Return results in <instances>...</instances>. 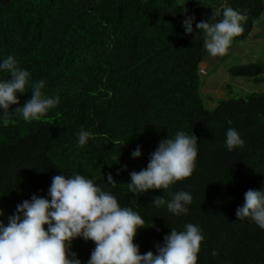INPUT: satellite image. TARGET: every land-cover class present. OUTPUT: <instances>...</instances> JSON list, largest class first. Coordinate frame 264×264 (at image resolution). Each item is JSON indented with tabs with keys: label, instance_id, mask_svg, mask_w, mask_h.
<instances>
[{
	"label": "trees",
	"instance_id": "1",
	"mask_svg": "<svg viewBox=\"0 0 264 264\" xmlns=\"http://www.w3.org/2000/svg\"><path fill=\"white\" fill-rule=\"evenodd\" d=\"M225 7L247 16L234 43L264 23V0H0V63L12 56L30 73L20 104L7 116L0 109V220L7 225L34 194L50 199L52 177L81 174L141 215L144 228L133 241L141 255L155 254L172 228L191 223L204 236L197 264H264V229L236 216L245 192L264 188V93L221 99L213 109L201 93L204 33L196 24L220 22ZM186 17H195L191 34ZM229 74L264 82V63ZM9 78L0 71V81ZM40 80L43 94L59 96V104L25 121L14 109ZM229 128L243 147L228 150ZM81 130L93 134L82 147ZM178 131L198 138L192 175L168 190L130 192V173L145 169L159 142ZM138 145L142 154L132 158ZM178 191L192 195L187 213L153 205L154 197L170 201ZM94 248L83 238L71 245L82 264Z\"/></svg>",
	"mask_w": 264,
	"mask_h": 264
},
{
	"label": "clouds",
	"instance_id": "2",
	"mask_svg": "<svg viewBox=\"0 0 264 264\" xmlns=\"http://www.w3.org/2000/svg\"><path fill=\"white\" fill-rule=\"evenodd\" d=\"M246 20L245 14L225 7L220 22L201 21L196 29L204 33L207 52L213 57L223 56L233 39L243 33L242 22ZM194 21L195 17H186L183 21L187 34L193 33ZM0 71L10 76L0 81V109L7 116L12 105L20 104L17 93H25L30 73L20 68L12 56L0 63ZM44 86L43 80L33 83L31 99L14 109L25 121L39 120L59 104V96L52 98L43 94ZM7 123L5 118L4 124ZM92 135L86 130L79 131V146H84ZM197 142L194 134L182 131L174 138L161 140L150 154L147 167L130 173L128 190L132 193L168 190L173 183L190 177L198 156ZM225 143L231 151L243 147L245 141L236 129L229 128ZM141 154L138 145L131 155L138 158ZM123 168L126 170L127 166ZM107 183L116 185L111 173L107 174ZM171 195L170 201L163 196L154 197L153 205L159 208L166 204L168 211L176 215L187 213L192 195L186 191ZM47 196L50 199L32 195L30 200L16 206L15 213L7 218V225L0 220V264H82L71 251L76 238L95 243L87 264H197L204 240L198 226L187 223L183 231L172 228L170 234L164 236L163 244L155 245V254L149 251L141 255L139 246L133 241L138 229L144 228L145 221L132 208L121 207L114 195L97 186L92 179L81 174L56 175L52 177ZM0 216H3L2 209ZM236 216L241 220L249 218L264 229V188L248 189ZM212 254L215 255V251Z\"/></svg>",
	"mask_w": 264,
	"mask_h": 264
},
{
	"label": "rangeland",
	"instance_id": "3",
	"mask_svg": "<svg viewBox=\"0 0 264 264\" xmlns=\"http://www.w3.org/2000/svg\"><path fill=\"white\" fill-rule=\"evenodd\" d=\"M261 30L264 32V23H261ZM233 43L232 41L227 54L223 56L213 57L205 49L200 71L201 93L209 109H213L221 99L244 96L252 92L264 93V82L235 78L229 74V69L234 66L264 63V35L259 39V26L247 40ZM226 86L227 89L224 88Z\"/></svg>",
	"mask_w": 264,
	"mask_h": 264
},
{
	"label": "crops",
	"instance_id": "4",
	"mask_svg": "<svg viewBox=\"0 0 264 264\" xmlns=\"http://www.w3.org/2000/svg\"><path fill=\"white\" fill-rule=\"evenodd\" d=\"M263 34H264V32H262V30H261V25H259V39H260V36Z\"/></svg>",
	"mask_w": 264,
	"mask_h": 264
}]
</instances>
